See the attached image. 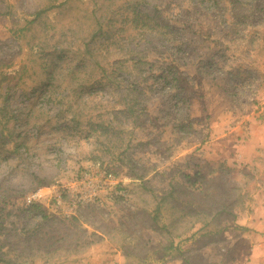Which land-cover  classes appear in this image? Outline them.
<instances>
[{"label": "rangeland", "instance_id": "obj_1", "mask_svg": "<svg viewBox=\"0 0 264 264\" xmlns=\"http://www.w3.org/2000/svg\"><path fill=\"white\" fill-rule=\"evenodd\" d=\"M263 233L264 0H0V264H264Z\"/></svg>", "mask_w": 264, "mask_h": 264}, {"label": "built area", "instance_id": "obj_2", "mask_svg": "<svg viewBox=\"0 0 264 264\" xmlns=\"http://www.w3.org/2000/svg\"><path fill=\"white\" fill-rule=\"evenodd\" d=\"M85 177H86V180H87L88 175H86ZM111 177H112V176L110 175V176H108L107 179H110ZM81 183H85L83 179H82V182H81ZM97 195H98V188L95 187V188H93V190H92V192L90 193V195H84V194H83V195L80 196V199L83 200V201H86V200H92V199H94V197H96Z\"/></svg>", "mask_w": 264, "mask_h": 264}, {"label": "trees", "instance_id": "obj_3", "mask_svg": "<svg viewBox=\"0 0 264 264\" xmlns=\"http://www.w3.org/2000/svg\"><path fill=\"white\" fill-rule=\"evenodd\" d=\"M54 7H55V6L52 5V6L49 7V8H46V9H44V10H41V11L37 12V13H36V17H38V18L41 17L42 15H44V14L48 13L49 11H51ZM100 31H101V27L98 28V30H97L96 32H94V35H93L92 37H93V38H96L97 35H98V32H100Z\"/></svg>", "mask_w": 264, "mask_h": 264}, {"label": "crops", "instance_id": "obj_4", "mask_svg": "<svg viewBox=\"0 0 264 264\" xmlns=\"http://www.w3.org/2000/svg\"><path fill=\"white\" fill-rule=\"evenodd\" d=\"M258 229L260 230L263 226H262V224H259L258 226ZM264 234V233H263ZM262 237H263V235H261ZM263 242V241H262ZM261 242V243H262ZM260 250H258L259 251V253H262V254H264V246L263 245H261V248H259Z\"/></svg>", "mask_w": 264, "mask_h": 264}]
</instances>
